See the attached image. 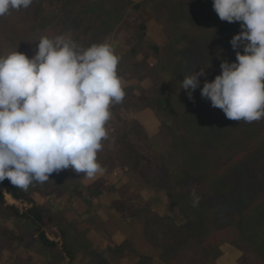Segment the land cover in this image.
Instances as JSON below:
<instances>
[{
    "label": "rangeland",
    "instance_id": "obj_1",
    "mask_svg": "<svg viewBox=\"0 0 264 264\" xmlns=\"http://www.w3.org/2000/svg\"><path fill=\"white\" fill-rule=\"evenodd\" d=\"M142 22L149 26L147 34L139 28ZM240 31V22L220 20L213 9V0H33L28 9L0 16V56L18 50L31 58L41 37L63 34L85 47L108 43L120 57L118 74L124 81L126 95L116 111L135 122L127 144L142 149L136 158L140 170H134V180L159 185L158 179L165 177L164 173L167 179L164 186L169 189L178 186L183 196L177 201V208L193 211L191 218L199 225L202 223L199 215L212 217L207 230L209 242L220 250L217 258L202 259L198 251L202 233L198 239V235L188 232L187 217L178 215L179 209L174 212L169 209V195L166 193L165 205L157 209L151 203H143L150 200L152 190L137 187L140 200H132L134 216L139 221L137 230L140 231L141 223L149 221L150 231H158H154L151 242L149 239L142 245L147 246L155 259L160 258L167 245L171 249L180 243L178 250L188 252L185 261L193 259L194 264H264V119L252 123L230 120L221 109L201 97L199 88L192 100L181 89L185 75L203 67L206 75L200 77L202 88L205 81L221 74L223 60L235 62L236 51L230 41ZM239 51L243 52V48ZM149 92L170 99L178 116L168 118L149 105L136 109L130 106L135 98ZM138 125L143 128H137ZM107 127L110 134L117 131L112 123ZM120 151L119 159L125 158L126 145ZM168 167L177 168L185 181L173 179ZM114 175L106 183L107 179L89 180L63 170L27 190L39 207L48 199L47 209L52 197L66 193L71 196L69 202L54 200L63 209L68 203L65 211L59 213L56 208L52 211L64 229L69 230L67 243L75 252L74 263H70L65 252L44 245L37 227L30 221L0 212V233L8 229L16 235V239L7 238L4 242L0 237V264H103V260L108 261L106 264H141L136 255L120 251L122 245L126 249L131 246L122 239L127 235L119 226L118 216L124 212L110 215L113 222L107 228L99 214L114 205L117 194L110 197L90 194L89 199L80 194L81 184L94 180L117 186L118 190L130 181L118 173ZM95 185L90 187L96 188ZM2 190L7 203L21 213L33 205L15 200L5 187ZM124 205L120 203L121 207ZM164 217L169 218L168 222ZM221 218L234 225L214 230L215 224H221ZM60 229L59 223L44 228L46 236L61 246ZM96 234L106 242L88 239Z\"/></svg>",
    "mask_w": 264,
    "mask_h": 264
},
{
    "label": "clouds",
    "instance_id": "obj_2",
    "mask_svg": "<svg viewBox=\"0 0 264 264\" xmlns=\"http://www.w3.org/2000/svg\"><path fill=\"white\" fill-rule=\"evenodd\" d=\"M32 3L0 0V16ZM213 9L222 21L240 22L241 31L230 41L236 60H223L221 74L202 88L203 67L185 75L181 89L192 100L199 88L201 97L230 120L260 121L264 0H213ZM119 62L110 44L85 47L63 34L41 37L31 58L18 50L0 56V182L7 179L27 191L66 169L89 180L103 174L98 153L109 136L111 107L126 95Z\"/></svg>",
    "mask_w": 264,
    "mask_h": 264
},
{
    "label": "trees",
    "instance_id": "obj_3",
    "mask_svg": "<svg viewBox=\"0 0 264 264\" xmlns=\"http://www.w3.org/2000/svg\"><path fill=\"white\" fill-rule=\"evenodd\" d=\"M136 9L138 10L139 6H137ZM148 27L149 26L145 22H142L139 26V28L144 31L148 30ZM145 34H147L146 31H145ZM134 52L136 51L134 50ZM140 105H149L150 107H154V110L158 111L157 112L158 114L161 113L163 116L166 115L168 118L169 117L176 118L178 116L177 108L170 99L160 97V96L157 97L153 92L144 93L141 97H138L137 99L135 98L133 102H131L130 104V106H133L134 109H136ZM117 108H118L117 104L111 107V112L113 116H111V119L109 120L110 123L108 122V124L112 123V125L115 127L117 131L115 133L114 132L111 134L109 133L108 138L103 141V149L98 153V161L102 165V167L105 169V173H106L105 179H109L108 177L109 175L118 173L119 175L123 176L124 179L126 178L125 180H130V181L128 184H124L123 187H121L119 190L118 188H116V186L112 187L111 185H106L103 183L102 184L97 183L95 185L96 188L88 187L87 189H85L83 186H81L82 189L80 191V194L82 193V195H85L88 191L89 194H95V196H98V197H99V194H102V195L119 194L121 196V199L114 200V203H115V207L118 208L119 212H122V211L124 212L123 215H120L118 217L119 226L124 228V231L126 232V235H127L126 243L131 246H130V249H126L124 247L125 245L121 246L123 250H120L119 248L115 247L116 249L124 253L126 252L132 256L136 255V259L139 260L141 264H185V263L194 264L195 260L193 259H186L185 261L184 258L188 256V252H186V250L184 249L178 250V248L181 246L180 243H175L174 247L171 249L167 245L165 247V250L162 249L160 258H157V259L152 257L154 256L152 255V253L148 252L149 250L146 249L147 246L146 247L142 246L143 241L148 243L147 241H149L150 239V242H151V240L153 239L152 237H153L154 231L155 233H157L158 231L156 230L152 232L150 231L151 229L149 228V223H150L149 221L147 222V224L142 225L141 223L140 231L137 230L139 221L138 219L136 220L134 216L135 212L133 211V209L135 207H133V204H132L133 202L132 200L134 199L140 200L139 191L137 187H141L144 189L146 187L147 190L149 191L152 190L150 200L147 202L143 201V203H151L157 209L165 205L164 196L166 195V193L169 195L171 199V201L168 204V207L173 212L174 210L179 209L177 208V201H181L183 199L182 198L183 196L179 194V190L177 188L178 186L176 187V185H174L175 189H172V187L169 189L167 186H164V183L167 180L166 175L164 173H162V175L165 177H159L160 180L158 179V181H160L159 185H157L156 183L155 185H152V183L151 184L142 183V182L139 183L138 181L134 180L135 179L133 175L134 170H136V172L140 170L139 167L136 166V162H137L136 158H137V155L140 156V153L142 154V149L140 146H139L140 147L139 149V147H136L133 145L129 146V144H127L129 143L128 142L129 136H132V134H128L129 130H132L131 125L134 124L135 122L132 119L129 121L127 116L124 115V113H118L116 111ZM129 111L130 112H128V114L131 113V110ZM137 128L140 129V128H143V126L138 125ZM123 145H126L127 147V151L125 152L126 156L123 159L122 158L119 159L118 156L119 154H121L120 148ZM146 163L149 164V162H146ZM167 170L169 171L170 175H172L173 179L175 178L176 179L179 178V180L181 179V181H179L180 183L185 181L183 180V178H181V173L177 172L178 170L177 168L174 169V168L168 167ZM0 187H1L0 188V212H3V213L6 212L8 215H12L15 218L25 219L27 221H30L32 224H34L35 227H37V232L40 234L39 239L43 241L44 245H46L47 247H50L51 249H55L58 251L61 250L65 252L66 255L69 257L70 263H74L75 262V258H74L75 252L69 248L68 243H67V238L69 236V230L64 229V227L60 223L61 221L58 218L57 219L55 218V214L52 211L54 208H56V210H58L59 213H62L63 211L66 210V209H61V207L56 202H54L57 196L54 198L53 197L51 198L50 208L43 209L34 202L33 198L29 196L27 191L16 188L14 185L10 183L9 180L5 179L3 182H0ZM3 187L7 189L8 194L11 195L15 200L26 201V202L32 203L33 207L21 213L19 212V210L15 209L13 206H10L6 201L5 192L4 190H2ZM116 190L118 191L115 192ZM121 202L125 204L122 207L120 206ZM179 210H180L179 213L176 212L178 215H181V216L184 215L185 217H187V220H188L187 228L189 230L188 232L191 233L192 231L193 235L194 234L198 235V239H201L199 236L202 233V236H203L202 243H200L201 246L198 249L202 259L207 260L209 258L211 259L217 258L220 254V250H218V247L213 246L209 242L210 237H208L209 233L207 231L209 230V226H210L209 224L213 222L212 217L209 214L199 215L200 218L202 219V223L199 225L198 223L193 221V219L191 218L193 215V211L191 212L190 210L188 212V210L185 209V207L180 208ZM92 213L96 214L95 210H93ZM88 217L89 216H86V219ZM165 219L168 222L169 218L167 217ZM110 222H113V219H110ZM52 223L60 224L61 239L63 241L61 246L59 245L58 242L50 240L46 236V232L44 228L46 225L52 224ZM231 224L233 223L229 224V221H227L226 218H221V224L219 225L215 224L216 227H214V230H223V228ZM151 227H153V225H151ZM239 228L241 229V227ZM12 231L13 230L7 229L0 233V237L3 239V242L8 240L7 238H12L13 240L16 239L15 238L16 235H14ZM17 239H20V237ZM196 243L199 244L198 242ZM141 249L143 251H141ZM170 252H174V255L171 254ZM147 254H149V257L145 256ZM164 256L165 258H162ZM170 258L172 259L169 260ZM102 262L103 264H106L108 261L103 260Z\"/></svg>",
    "mask_w": 264,
    "mask_h": 264
},
{
    "label": "crops",
    "instance_id": "obj_4",
    "mask_svg": "<svg viewBox=\"0 0 264 264\" xmlns=\"http://www.w3.org/2000/svg\"><path fill=\"white\" fill-rule=\"evenodd\" d=\"M66 170H68V173H73L74 171L73 170H71V169H66ZM75 173V172H74ZM78 175V174H77ZM112 175H114V174H112ZM80 178H84V176H83V174H80V175H78ZM77 176V177H78ZM111 175H109L108 177H110ZM115 176V175H114ZM97 177H99V179H103V180H105V178H106V173H105V171L103 172V174L102 175H97ZM111 179V178H110ZM124 179V178H123ZM126 179V178H125ZM112 180V179H111ZM102 181V180H101ZM107 182H109V180L107 179V181H106V183ZM97 184L98 182H96V180H94V181H91V183H83L84 184V188L85 189H87L88 187H90L91 186V184ZM111 183H113L112 181H111ZM114 184V183H113ZM81 186H82V184H81ZM117 187V186H116ZM119 188V187H118ZM68 195V196H67ZM107 195V194H106ZM57 196V199H56V202H58V200L60 201V202H62V200H65V201H67V202H69V200L71 199V196L69 195V193H66V194H63V195H56ZM84 197L85 198H87V199H89V197H90V194H89V192L87 191V193L84 195ZM107 197H110L109 195L107 196ZM67 198V199H66ZM86 199V200H87ZM119 199H121V196L119 195V194H117V196H116V199H114V200H119ZM48 199H45L44 201H43V205L41 206L42 208H44V209H47V208H45V207H47V204H49L50 205V203L47 201ZM114 200H113V204L114 205H111V208L110 207H107V208H104L103 210H101V213H99L100 215H101V219H102V221H103V223H106V228H107V225H108V223H110V219H111V216L110 215H119V210H118V208H116L115 207V203H114ZM50 202H51V199L49 200ZM59 203V202H58ZM41 205V204H40ZM46 205V206H45ZM110 205V204H109ZM60 207H61V209H63V205L61 204V205H59ZM68 207V203L66 204V207L64 208V209H66ZM87 216V215H86ZM119 217V216H118ZM125 239V240H127V237L124 235V237H122V239ZM88 239H91L92 241H94L95 243H102V242H106L105 240H104V238L102 237V236H100V235H93V236H90ZM114 240H115V238H114ZM101 241V242H100ZM116 241V240H115ZM117 243V242H116ZM118 244V243H117Z\"/></svg>",
    "mask_w": 264,
    "mask_h": 264
},
{
    "label": "built area",
    "instance_id": "obj_5",
    "mask_svg": "<svg viewBox=\"0 0 264 264\" xmlns=\"http://www.w3.org/2000/svg\"><path fill=\"white\" fill-rule=\"evenodd\" d=\"M21 205L23 206V205H25V204H21ZM26 207H27V206H26ZM26 207H25V208H26ZM28 208H29V207H27L26 209H28Z\"/></svg>",
    "mask_w": 264,
    "mask_h": 264
}]
</instances>
